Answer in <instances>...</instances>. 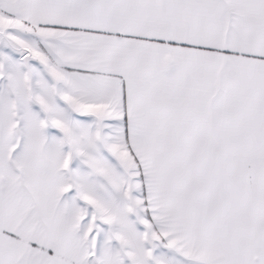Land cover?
Instances as JSON below:
<instances>
[{"label": "snow or ice", "instance_id": "6c2138e0", "mask_svg": "<svg viewBox=\"0 0 264 264\" xmlns=\"http://www.w3.org/2000/svg\"><path fill=\"white\" fill-rule=\"evenodd\" d=\"M0 264H264V0H0Z\"/></svg>", "mask_w": 264, "mask_h": 264}]
</instances>
